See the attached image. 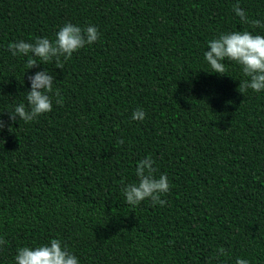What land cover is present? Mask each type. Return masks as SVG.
Here are the masks:
<instances>
[{"label": "trees", "instance_id": "obj_1", "mask_svg": "<svg viewBox=\"0 0 264 264\" xmlns=\"http://www.w3.org/2000/svg\"><path fill=\"white\" fill-rule=\"evenodd\" d=\"M237 3L264 22V0H0V264L51 239L79 264H264V91L240 93L238 65L220 75L204 58L221 33L264 35ZM66 23L100 38L63 69L9 50ZM45 69L52 111L10 122ZM148 156L167 174L166 204L128 205L122 188Z\"/></svg>", "mask_w": 264, "mask_h": 264}, {"label": "clouds", "instance_id": "obj_2", "mask_svg": "<svg viewBox=\"0 0 264 264\" xmlns=\"http://www.w3.org/2000/svg\"><path fill=\"white\" fill-rule=\"evenodd\" d=\"M234 13L240 18L241 23L249 24L253 29H264V22L261 20H250L246 12L239 6L233 5ZM100 38V33L95 25L81 27L66 23L55 34V39L38 37L35 42H25L19 40L9 44V50L13 56L23 55L38 57L40 63L47 64L55 59L56 68L63 69L60 57L65 60L71 58L72 54L86 45H92ZM204 58L211 68V72L224 75L227 71L225 61L233 62L241 68L247 79L240 81L239 92L247 90L253 92L264 91V35L257 34L247 29L243 31H232L221 33L217 37L208 41V50L204 52ZM36 59H28L27 69L37 67ZM26 74V73H25ZM31 90L27 91V105L20 103L12 111H8L9 121L15 122L17 117L24 122H32L38 116L52 111L53 83L55 76L47 69L37 71L34 75L28 76ZM59 96V90L54 93ZM61 104V100H56ZM146 117V112L142 108H137L132 113L133 120L142 121ZM6 126L10 130L11 126L0 119V131ZM0 141L4 142L3 139ZM120 144L124 141L118 140ZM155 161L148 156L137 163V182L129 183L122 188L125 201L128 205L137 206L145 200H150L152 205L164 206L166 201L161 196L170 191V183L167 174L155 175L157 169L154 167ZM7 243L0 237V246ZM218 255H226V250L220 248ZM15 264H79L76 255L67 250L62 245L60 239H51L50 244L37 247H21L15 256ZM236 264H249L243 258H237Z\"/></svg>", "mask_w": 264, "mask_h": 264}]
</instances>
